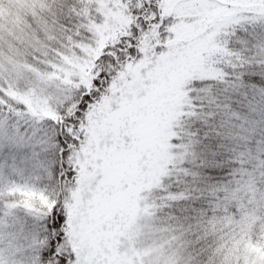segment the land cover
Returning <instances> with one entry per match:
<instances>
[{"label": "rangeland", "instance_id": "obj_1", "mask_svg": "<svg viewBox=\"0 0 264 264\" xmlns=\"http://www.w3.org/2000/svg\"><path fill=\"white\" fill-rule=\"evenodd\" d=\"M55 1L0 3V106L7 100L24 106L0 114L2 176L6 167L20 176L47 168L44 155L64 120L61 109H81L75 88H88L106 44L137 18L128 0H82L81 22L69 30L75 39L51 50L41 41L53 37L44 13ZM146 11L157 27L143 30L136 54H121L130 59L108 70L113 76L105 92L78 116L75 134L82 138L68 161L76 172L64 183L66 238L55 248V255L69 259L53 255L47 264H187L184 225H174L161 209L188 151L174 138L183 116L193 113L191 83L223 75L218 59L226 53L224 37L237 23H264V0H153ZM17 40L42 48L47 67L23 59ZM53 214L12 201L0 222V264H39ZM239 233L229 230L227 257L264 264L263 248Z\"/></svg>", "mask_w": 264, "mask_h": 264}, {"label": "trees", "instance_id": "obj_2", "mask_svg": "<svg viewBox=\"0 0 264 264\" xmlns=\"http://www.w3.org/2000/svg\"><path fill=\"white\" fill-rule=\"evenodd\" d=\"M128 1L129 11L137 18L126 34L106 44L96 59L88 88H75V100L81 109L71 113L65 112L66 106L61 109L64 120L54 129L44 155L47 168L27 169L20 176L6 167L5 175H0V222L12 201L54 209L53 219L48 218L39 264H47L55 257L61 262L69 259L55 255V248L66 238L64 183L73 180L71 175L76 172L68 161L82 138L75 134L79 129L78 116L82 117L88 106L105 92L115 69L130 59L121 54H136L143 41V30L158 25L146 11L153 0ZM82 3L56 0L44 13L53 27V37L49 41L42 39L43 48L52 44L53 50L69 41V30L81 22L78 11ZM160 17L158 13L156 19ZM224 38L226 53L218 59L223 75L191 83L193 113L183 116L174 138V142L188 147L187 156L169 180L171 198L161 205L174 225H184L181 231L186 244L181 256L187 264H242L226 255L231 244L228 232L233 228H238L239 234L247 233L264 250V23H237ZM16 44L21 46L23 59L28 63L40 69L47 67L43 66L42 48L31 49L18 40ZM11 102L7 100L0 106V114L11 116V106L24 107ZM52 122L47 121V125L51 127ZM9 151L6 148L5 152Z\"/></svg>", "mask_w": 264, "mask_h": 264}]
</instances>
